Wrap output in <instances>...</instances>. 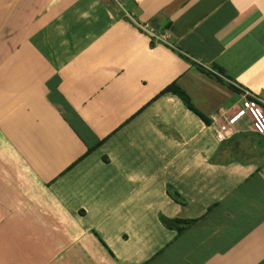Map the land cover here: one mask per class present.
I'll return each instance as SVG.
<instances>
[{
	"label": "crops",
	"instance_id": "1",
	"mask_svg": "<svg viewBox=\"0 0 264 264\" xmlns=\"http://www.w3.org/2000/svg\"><path fill=\"white\" fill-rule=\"evenodd\" d=\"M123 3L0 0V264H264V0Z\"/></svg>",
	"mask_w": 264,
	"mask_h": 264
},
{
	"label": "built area",
	"instance_id": "2",
	"mask_svg": "<svg viewBox=\"0 0 264 264\" xmlns=\"http://www.w3.org/2000/svg\"><path fill=\"white\" fill-rule=\"evenodd\" d=\"M122 10H124V0H113ZM145 27H148L146 25ZM241 90L242 105L238 112L229 118L226 124L218 125L216 135L219 139L224 140L236 133L235 124L244 117H249L252 123V129L264 137V101L255 93L234 84Z\"/></svg>",
	"mask_w": 264,
	"mask_h": 264
},
{
	"label": "trees",
	"instance_id": "3",
	"mask_svg": "<svg viewBox=\"0 0 264 264\" xmlns=\"http://www.w3.org/2000/svg\"><path fill=\"white\" fill-rule=\"evenodd\" d=\"M200 67V66H199ZM200 70H202L204 73L219 77V75L213 71H208L207 69L200 67ZM166 92H172L176 95H178L186 104V106L193 110L195 113H197L199 116L205 119V115L193 104L191 97L188 95L186 91H184L181 87H179L176 83H173L166 87L164 90L161 91V93ZM168 192L170 196L175 199L176 201L180 203H185V199L182 195L173 188H168ZM162 223L171 229H176L178 232L185 231L191 224H193L196 220L195 219H183V218H168L163 215L160 216Z\"/></svg>",
	"mask_w": 264,
	"mask_h": 264
}]
</instances>
